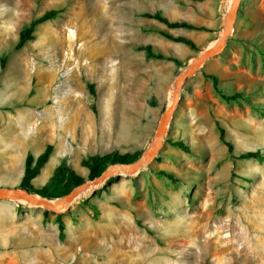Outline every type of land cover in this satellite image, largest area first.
<instances>
[{"label":"rangeland","instance_id":"1","mask_svg":"<svg viewBox=\"0 0 264 264\" xmlns=\"http://www.w3.org/2000/svg\"><path fill=\"white\" fill-rule=\"evenodd\" d=\"M114 1L120 20L110 26L103 9L108 0H0V58L6 56L5 68L0 67V122L13 132L6 138L17 136V130L25 138L26 150L38 155L50 141L58 145L71 110L82 102L91 115L81 143L83 157L72 155L66 161L85 181L89 178L83 158L111 151L142 155L148 149L176 78L210 40L201 31L178 28V34L192 38V48L161 35L159 30L166 25L146 16L160 12L173 20L186 18L178 7H171L179 3L188 8L185 1ZM50 9L58 10L56 17L39 24L35 38L14 49L20 30ZM70 27L79 35L77 43L70 39ZM80 43L83 50L74 53ZM147 44L166 57H150L141 48ZM73 72L78 84L66 77ZM210 74L218 77L222 93L243 96L225 100L206 76ZM33 111L41 117L32 119ZM26 114L25 125L21 117ZM217 122L225 128L233 152L220 140ZM168 140H183L191 151ZM257 149L264 154V0H241L224 50L183 83L155 159L134 175L112 176L62 213L48 210L47 219L55 217L56 222V214H61L65 222L63 239L57 237V223L52 224L54 264H95L94 249L77 242L78 227L105 224H119L128 231L119 233L124 237L113 243L114 257L112 245L102 248L103 264H126L119 254L131 246H142L146 256L137 255L129 264H264V258L259 259L264 257V161L239 158L242 152ZM1 159L3 181L8 172L2 175ZM63 160L57 150L53 152L35 183L47 181ZM160 169L173 171L177 182L158 177ZM126 192L133 193L131 201L117 203L126 207L123 215L104 218L92 203ZM12 204L20 205V210L35 207ZM178 227L188 230L182 241Z\"/></svg>","mask_w":264,"mask_h":264},{"label":"crops","instance_id":"2","mask_svg":"<svg viewBox=\"0 0 264 264\" xmlns=\"http://www.w3.org/2000/svg\"><path fill=\"white\" fill-rule=\"evenodd\" d=\"M179 1H185L188 4V8L183 7L179 3L172 4L171 7H178V12L182 11L183 15L186 17H181L176 20H187L198 27H202L201 29L192 30L201 31L204 38L210 39L209 43L220 36L224 27L226 12L228 9V0ZM163 29L169 30V32L174 35H183L178 34V27L168 28L166 26L163 27ZM184 36L192 39L189 35ZM81 104L82 102H79V106L76 109L71 110L68 123L64 127V132L63 134L61 133V137H59L60 140L58 145H55L54 140L50 141V143L54 144L53 152L57 150L60 153L61 158L65 160L72 155H80L83 157L81 143H83L87 124L91 119V115L84 106H81ZM36 110L39 111L40 109L36 108ZM34 113L31 115L32 119H34V116L38 118L41 117L42 113ZM8 133L13 134L10 130V126L7 127L6 123L1 121L0 157L2 158L1 161L3 167L2 175L8 173L3 181L1 180L2 176L0 177V184L10 183V185H15L16 183L20 184L24 175L23 166L25 170L28 151L24 146L25 138L20 136L17 130L14 132L17 135L14 136V138L7 139L6 135ZM48 136L52 138V134ZM12 178H15V180ZM35 179L36 177L33 179V183L36 186H43L48 181H45L44 179L41 183L36 184ZM132 196L133 193L131 192L112 193V196L104 197L102 199L98 198L97 200H93L92 203L100 208L104 218H109L113 215H123L126 207L121 208L117 203H128L131 201ZM12 202L13 201H0V264H54L57 246L54 232L56 228L52 224H56L55 217H52L50 220L47 219L45 209L41 207L21 206L20 210V205H13ZM78 228L79 234L76 238L77 242L86 249H94L93 252L98 256L97 259H95V264H103L101 253L104 246L112 245L110 256L114 257L115 247L113 243L117 241L116 239L124 237V235H120L119 233L128 231L119 224L94 226L93 229L92 226L80 225ZM131 228L133 229V227ZM57 231V237H59V229H57ZM186 232H188V230L183 231L181 227H178V240L182 241V237ZM186 241H188L187 238ZM179 252L181 251H178V253ZM70 253V250H68L66 256H70ZM137 255L146 256L142 246H139L138 248L131 246L130 250H126L119 254V256L123 257L122 260L126 262V264H129V261L136 258ZM146 260L147 259L145 258L143 259L144 262Z\"/></svg>","mask_w":264,"mask_h":264},{"label":"trees","instance_id":"3","mask_svg":"<svg viewBox=\"0 0 264 264\" xmlns=\"http://www.w3.org/2000/svg\"><path fill=\"white\" fill-rule=\"evenodd\" d=\"M58 13L57 9H50L45 11L39 17H36L31 20L29 24L24 26L20 30L19 40L14 46V49L21 48L27 41L32 40L35 38V31L39 24L53 19L56 17ZM146 16L150 18H154L159 20L160 22L164 23L168 28H190V29H201L202 27H198L193 23L187 20H171L166 16H163L160 12H156L154 14L148 13ZM160 34L177 42H183L189 45L192 48H195V43L192 39L184 36V35H174L167 29H160ZM150 57L153 58H165L166 55L164 53L156 54L153 51L152 45L147 44L143 47ZM6 66V56H2L0 58V67L4 69ZM207 77L211 78L213 81V85L215 90L222 95V97L227 100H237L243 96V93L236 92L231 95H227L221 92L218 77L216 75L210 74L206 75ZM89 90L92 94L95 93V89L93 84L89 83ZM217 127L219 129V138L220 140L228 147L229 152H233L234 145L232 142L226 139V131L223 126L217 122ZM173 146L179 147L185 152H190L191 148L188 144H186L183 140H168ZM54 151V145L52 143H48L46 148L37 156L33 153L28 152L26 156L25 162V170L24 175L21 179L19 184L20 187L27 189L32 193L40 194L44 197L50 199H56L70 190H72L75 186L83 183L85 181V177L82 176L78 171H76L71 165L67 163L64 159L54 170L52 176L43 186H36L33 183V179L37 177L40 173L42 168L45 164L49 161L50 156ZM141 153H125L122 154L119 151H111L106 153H98L95 155H90L82 159V166L87 168L88 170V178L92 179L95 178L97 175L102 173L105 169H107L110 165L117 164V163H130L135 161ZM239 158L242 159H250L254 158L259 161H264V154L261 152L260 149L257 150H249L244 151L239 155ZM156 175L158 177L165 176L169 178L172 182H177L176 174L173 171H168L165 169H160L156 171ZM114 177H110L107 182H110ZM49 213L48 210H45V215ZM56 223L59 229V238L63 239L65 237V222L62 219L61 214H56Z\"/></svg>","mask_w":264,"mask_h":264},{"label":"water","instance_id":"4","mask_svg":"<svg viewBox=\"0 0 264 264\" xmlns=\"http://www.w3.org/2000/svg\"><path fill=\"white\" fill-rule=\"evenodd\" d=\"M240 4L241 0H228V9L226 12L224 27L220 36L209 43L208 46L198 56L193 57L188 66L176 78L171 101L161 115L158 127L155 132L154 140L139 158L130 163H117L110 165L95 178L84 181L83 183L75 186L63 196L56 199H50L40 194L32 193L27 189L17 185L0 186V201L28 203L31 206L41 207L45 210L55 213H62L67 210L78 197L84 194L86 190L105 183L110 177L116 174L134 175L146 165L151 163L163 145L164 136L167 133L169 122L174 116V112L180 99V92L183 83L188 78L192 77L198 71V69L207 62V60L219 55L224 50L229 36L234 31L235 20Z\"/></svg>","mask_w":264,"mask_h":264},{"label":"bare ground","instance_id":"5","mask_svg":"<svg viewBox=\"0 0 264 264\" xmlns=\"http://www.w3.org/2000/svg\"><path fill=\"white\" fill-rule=\"evenodd\" d=\"M97 1V0H96ZM107 1V0H106ZM108 2H110L108 5H106V6H104V13H105V21L111 26V25H115V23H117L118 24V21L120 20V19H118V16H117V13L120 11H118L117 9H118V5H117V3L114 1V0H108ZM100 7V6H99ZM101 7H103V6H101ZM102 9V8H101ZM72 18V17H71ZM128 19V18H127ZM72 20V19H71ZM122 21V20H121ZM107 27H109L108 25H107ZM106 28V27H105ZM104 29V28H103ZM115 30V29H114ZM116 32V31H115ZM124 35V34H123ZM69 36H71V38L70 39H72L73 40V42H78V39H79V35L78 34H76L75 33V30L73 29V28H69ZM125 36V35H124ZM95 38V37H94ZM93 39V38H92ZM108 40V39H107ZM111 40V39H110ZM91 41V40H90ZM107 42V41H106ZM66 43V42H65ZM84 43H86V42H84ZM70 46V45H69ZM88 47V46H87ZM87 47L85 48V49H87ZM83 48H84V44L83 43H80V45L79 46H77V47H75L74 46V53H77V51L79 50V52L80 51H82L83 50ZM93 50V49H92ZM86 51V50H85ZM112 51V50H111ZM110 51V52H111ZM98 52V51H97ZM96 52V53H97ZM89 53V52H88ZM94 54V53H93ZM52 74L51 75H55L56 74V72H51ZM50 74V73H49ZM48 74V75H49ZM66 75V74H65ZM46 76V75H45ZM49 77V76H48ZM66 77L67 78H72V79H74L75 81H76V83L78 84L79 82H78V78H77V76H76V74L73 72V73H70V74H67L66 75ZM52 81V80H51ZM68 83V82H67ZM50 85V84H49ZM68 85H69V83H68ZM73 89V88H72ZM69 94V93H68ZM69 97V96H68ZM71 97V96H70ZM72 98V97H71ZM65 99V98H64ZM66 105V104H65ZM27 115V114H26ZM22 118V120H23V122L25 123V125L27 124L26 123V121L28 120L27 119V117L26 116H22L21 117ZM92 188H90V189H88V190H86L84 193H86V192H88V191H90ZM84 195V194H83ZM54 201H57V200H54ZM222 248V247H221ZM219 250H221V249H219ZM263 251H264V246H263ZM264 254V253H263ZM260 258H264V257H259V259ZM146 259V258H145Z\"/></svg>","mask_w":264,"mask_h":264}]
</instances>
